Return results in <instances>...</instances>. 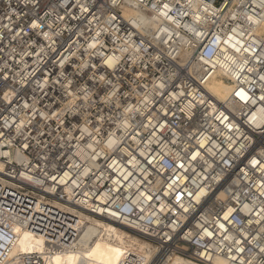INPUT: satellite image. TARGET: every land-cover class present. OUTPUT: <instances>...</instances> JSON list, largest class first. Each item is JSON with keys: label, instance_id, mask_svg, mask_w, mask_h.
<instances>
[{"label": "built area", "instance_id": "built-area-1", "mask_svg": "<svg viewBox=\"0 0 264 264\" xmlns=\"http://www.w3.org/2000/svg\"><path fill=\"white\" fill-rule=\"evenodd\" d=\"M78 213L120 264H264V0H0V264Z\"/></svg>", "mask_w": 264, "mask_h": 264}, {"label": "bare ground", "instance_id": "bare-ground-1", "mask_svg": "<svg viewBox=\"0 0 264 264\" xmlns=\"http://www.w3.org/2000/svg\"><path fill=\"white\" fill-rule=\"evenodd\" d=\"M211 95L217 96L222 101L225 93L229 91V85L213 80L209 86ZM58 206V204H57ZM64 208L63 206H59ZM81 217V213H78ZM82 231L79 244L75 249L66 250L64 245L54 248L50 237L43 235L42 231L33 234L22 231L11 253L12 257L18 253L23 256H37V264H120L121 257L126 252L133 255H142L146 259L150 257L152 246L149 242L139 239L131 229L119 223H111L105 220L81 217ZM32 264L31 261L24 262ZM138 264H141L139 261ZM168 264H191L179 257L171 258ZM219 264H225L220 262Z\"/></svg>", "mask_w": 264, "mask_h": 264}]
</instances>
